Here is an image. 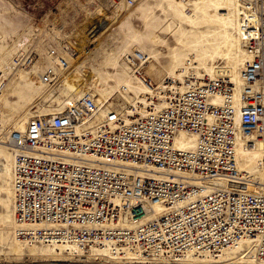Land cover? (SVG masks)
Wrapping results in <instances>:
<instances>
[{
	"label": "built area",
	"instance_id": "1",
	"mask_svg": "<svg viewBox=\"0 0 264 264\" xmlns=\"http://www.w3.org/2000/svg\"><path fill=\"white\" fill-rule=\"evenodd\" d=\"M240 2L241 38L251 58L241 69L238 106L227 97L223 105L210 101L217 89L231 95L227 77L203 76L169 91L161 108L150 103L147 113L126 116L84 93L62 111L29 118L22 130L0 127V143L13 154L17 239L75 255L101 248L102 257L169 264L218 255L241 242L243 256L264 263V193L252 190L264 183L236 161L238 141L250 149L264 141V0ZM64 39L48 40L45 52L62 69V55L73 53ZM35 58L29 48L13 60L28 68ZM128 58L150 84L147 56ZM39 79L58 85L52 66ZM180 132L194 134V145L177 147ZM258 166L264 171V154Z\"/></svg>",
	"mask_w": 264,
	"mask_h": 264
},
{
	"label": "rangeland",
	"instance_id": "2",
	"mask_svg": "<svg viewBox=\"0 0 264 264\" xmlns=\"http://www.w3.org/2000/svg\"><path fill=\"white\" fill-rule=\"evenodd\" d=\"M82 1H89V5L95 2L104 13L114 17L113 25H110L111 36L106 37L107 43L100 51H93L78 67L73 68V53L65 52L62 56L67 68L62 69L59 63L56 65L58 59L49 58L45 53L48 40H54L58 45L60 39L57 36L62 35L65 42L73 45L78 29L86 22L85 15L95 17L97 14L91 12L90 7L86 8ZM238 4L241 5L240 0H190L184 9L173 0H142L132 9L115 10V5L108 0H0V114L4 117V127L22 130L31 117L64 110L68 102L76 100L68 84L74 74L86 76L91 73L95 77L86 82L87 93L110 101L122 110L127 107L125 112L127 109L139 110L135 99L148 100L152 95L140 87H133L131 66L120 59L137 52L165 68L161 77L168 75V69L175 70V80L162 79L159 86L155 85L156 79L154 81L162 99L161 105L166 103L164 98L171 87L170 81H177L182 87L190 76L195 78L201 74L215 78L224 69L232 75L245 50L241 38V11L234 9ZM211 19H225L229 27L226 29ZM26 37L33 39L31 46L21 44V40H28ZM235 38L241 39L240 49L234 47L232 39ZM25 44L26 47H22ZM29 48L36 54L34 65L29 69L17 67L14 57ZM118 60L120 62L115 67ZM48 66L58 74L57 86H46L39 79V74ZM151 69L148 64L145 70L150 79ZM11 161L9 148L0 143V264H169L95 259L96 256L73 257L72 252H65L63 246H37L31 251H23L13 233ZM183 264L254 262L243 256L242 250L235 249L205 259L185 260Z\"/></svg>",
	"mask_w": 264,
	"mask_h": 264
},
{
	"label": "bare ground",
	"instance_id": "3",
	"mask_svg": "<svg viewBox=\"0 0 264 264\" xmlns=\"http://www.w3.org/2000/svg\"><path fill=\"white\" fill-rule=\"evenodd\" d=\"M95 1L98 2L99 0H95ZM140 1H142V0H137L134 5L128 6L127 5L128 3L126 4V0H120L119 2L114 3L115 6L113 8L115 10H123L124 8L125 9H132L135 6H137ZM173 1L180 8H184V9H186L188 7V5L190 4V0H173ZM82 4L86 8L90 7V11L93 10V11H95V14L96 13L97 14L95 15V17L92 16L93 14L90 17L88 15H85V21L86 22L84 23V25H81V27L83 26V28H81L80 26H79L80 29L77 28L79 30V34L74 39L73 45H72L73 46L72 57L74 59L73 68L82 65L85 58L90 56L93 53V51H97V50L100 51L103 48L104 44L107 43L105 40L106 37L109 35L111 36V34L109 32L111 31L112 27H110V25H113V21L115 20L114 17H111L110 15L108 16L106 13H104L103 10L100 8V6L98 4H95V2L93 4L90 3V5H89V1L88 2L82 1ZM234 9L241 11V5L240 4L236 5ZM93 11H91V12H93ZM53 22H55V21L53 20ZM211 22H214V23L219 22L220 24H223L226 27V29L229 27L228 23L226 22L225 19H220V20H218V19L212 20L211 19ZM119 24L121 25L120 27H122L123 24H121L120 22H119ZM226 33H227V30H226ZM60 37H62V35L57 36L58 39H60ZM26 38L28 40L25 39L24 42H23V40H21L22 41L21 44L27 43L29 46H31L33 39L31 37H26ZM228 38H230V37H228ZM232 40L234 42V47H236L237 49H240L241 39L235 38ZM22 47H26V44L22 45ZM137 53H140V52H137ZM141 54H143V53H141ZM134 55L135 54H131L132 57ZM143 55H145V54H143ZM129 56L130 55L123 56L120 59H121V61H127L128 62ZM147 58H148V61H147L145 68L147 69L148 64L152 68L151 69L152 79H150V77L146 74V72H145L146 69L144 70V73L149 77L151 83L150 84L144 83L143 80H141L139 77H137L134 73L136 68L131 66V65L130 66H131L133 74L131 75L130 80L133 84V87L137 86V87L142 88L143 90L147 91V93L149 95H152V97L149 96L148 100H142V101H138L135 99V104H138L137 106H139L140 108H139V110L138 109L137 110L132 109L133 110L132 114H131V111H132L131 109H127L125 112V109L127 107L124 108V110L117 107L119 112L126 114V116L127 115L132 116L133 114H136V112L147 113V111L149 109L148 105H150V103L154 105L155 109L161 108L163 106V105H161L162 99H161L160 95L158 94V90L155 88V85L159 86L160 85L159 81H161L162 79H163V81L170 79V78L172 80L176 79L175 70H173V69L172 70L168 69L167 71L165 70L168 74L167 75L168 77L166 75H164V77H161L160 75L162 74V76H163V69H165V68H163L162 66H160L159 64H157L153 61H150L151 59L149 56H147ZM250 58L251 57H250L249 53L245 49L244 52L242 53L240 64H238L239 61H238L237 65L235 64L236 68H235L234 73L232 75L229 73V71L227 69H224L221 72H219V74L215 77V78H218L221 76L227 77L229 79L230 83L232 84V86L230 85L231 86V95L230 96H226L224 93H222V91H220L218 89L213 91V93L210 94V101L214 105H223L225 103V100L227 97L229 100L228 105L232 101V103L235 107L238 106V99L240 98L241 88L243 86V80L241 77V69L243 68L244 63L246 61L250 60ZM119 62H120V60H118L115 63V67H116V65L119 64ZM34 63H35V61L33 62L32 65H34ZM127 64H129V63H127ZM7 69H10V67ZM26 69H29V67ZM94 78L95 77L91 73H88L86 76H81V75L77 76L76 74H74L72 79L68 82L71 91H73L75 93L74 97L78 98L82 95V93L83 94L87 93L88 89H86L87 88L86 82L89 83ZM189 78H194V76H190ZM189 78H187V79H189ZM155 79L159 83L156 82L154 85ZM202 79H203V75H201V74H199L198 76H195L196 81H202ZM170 83H171V87L168 89V92H167L168 95L164 98L165 100H167V98L171 97L170 92H175L176 90L182 91L186 88V85L179 87V84L177 81H173V82L170 81ZM158 89H159V87H158ZM0 97L2 99L1 94H0ZM152 98H154L155 101H153ZM150 100H152V101H150ZM102 102L105 103L106 106L115 107V105H112L110 103V101L106 100V101H102ZM133 108H135V106ZM39 116H41V115H39ZM43 116H47V115H43ZM4 124H5L4 117L0 114V127H4ZM195 140H196V136L194 134H191L188 132H180L177 135V137L175 138V145L179 148H185L188 146H193L195 143ZM263 154H264V141L263 140L257 141L256 147L253 149H250V148L244 146L243 139H242V141L240 140L237 142V145H236V161H237L238 167L240 168V170H244L247 173H249L252 178H254L255 180H257L261 183H264V171L258 166V164H259V161L262 158ZM10 155L12 158L11 166H10V172H9V179L11 182V172H12V166H13V154H12L11 150H10ZM255 166H256V169H253ZM252 190L254 192H258V193H264V186L262 185L260 187L253 188ZM12 219H13V207H12ZM12 224H13V229H14L15 228L14 220H13ZM14 236H15V234H14ZM18 240L16 239L17 243L21 245V249L23 251L24 250H30L31 251L32 250L31 248H36L37 246H48V245H44V244H41V245L40 244H38V245L29 244L26 242H22L20 240L18 242ZM235 249L237 251L242 250V253H243L244 243L240 242L237 246L229 247V248L225 249L224 251H222L221 253H219L218 255H223V253H227V252H230V251L235 250ZM91 251H92L91 253H88V254L84 253V255H81V253H80L81 251L78 250L76 255L84 256V257L86 256L89 258H90V256L97 255L99 257L96 256L95 259H98V258L102 257L100 255H102V253L105 250H102L101 248H99V249L97 248V249H92ZM76 255L73 254V257L74 256L76 257ZM104 255H106V254L104 253ZM218 255H212V254H210V255H207V254L206 255H198V256L189 255L185 260H192V259H197V258L205 259V258H209L211 256H218ZM103 259H105V260L106 259H113L115 261H118L112 257H107V256H104ZM119 261H121V260H119ZM124 262L158 263V262H165V261H147V260L146 261H128V260H126ZM253 262H254V264H264V263H257L255 261H253Z\"/></svg>",
	"mask_w": 264,
	"mask_h": 264
}]
</instances>
